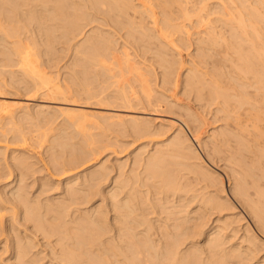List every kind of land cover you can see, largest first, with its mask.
<instances>
[{
    "label": "bare ground",
    "instance_id": "obj_1",
    "mask_svg": "<svg viewBox=\"0 0 264 264\" xmlns=\"http://www.w3.org/2000/svg\"><path fill=\"white\" fill-rule=\"evenodd\" d=\"M93 23L95 24L86 33V38L84 36L85 39L75 42L77 36L82 35L84 27ZM104 24H110L112 25H109L110 27L123 31L124 33L120 37H123L125 34L127 42H125L126 38L123 37L125 38L123 44L117 43V38L111 32L113 28L111 31L105 30L103 28L105 27ZM0 28L4 32L3 35H5L2 36L3 38H0L2 45L0 57L3 55L0 61L4 60L3 62L9 65L11 63L19 64L23 71L22 73H25L27 76V80L23 77L26 82H32L36 90H42L43 95L61 104L58 107L56 105L60 110L59 112L68 113V118L72 117V115L70 116L71 113H77L73 115V124H75V119H78L80 122L81 114L88 113V110L82 109L79 106H90V104L84 105L82 103L83 105H81V103H76V99L74 98L80 94L81 90H84L89 100L97 98L99 103L100 101L106 102L105 107L107 109H112L111 106L115 105V103H121L127 109L135 105V103L161 105L166 98L165 96H157L153 92L154 89L151 87L152 79H150V73L153 70L156 72H153L155 75L160 74L161 82L165 85H179L183 83L184 89L187 92L196 93V96L202 101V106L216 105V114L218 115V112H221L222 116L220 117L226 120L222 128L220 127L221 129L219 128L218 130L217 128V130L211 131V134L208 136V143H212L215 153H218L217 155L221 154V160L224 159L227 162L224 166L231 169V173H226L232 177L230 179L233 180V194L253 217L257 226L261 230H264V0H0ZM31 30L33 33L35 31L36 34H33ZM30 33L33 35H30ZM39 35L47 43L45 50L47 54H50L53 50L51 42L54 39L63 38L68 43L69 41L72 43V51L74 53V64H72L75 68L77 66V69L80 66L79 70L82 72L74 68L75 72L73 74L77 77L76 81L78 82H75L76 77L71 74L63 81L65 84L60 81L58 82L55 74L51 72L54 75L51 76L49 72L43 70V67H41L43 63L40 65L39 50L38 48L36 49V46L40 42ZM7 39H12V41L9 42ZM129 41L135 44L137 47L134 46L137 49L138 47L142 49V55H151V63L148 64V67L146 64L144 65L146 61L137 60L136 55L130 51L129 47L131 44H128ZM71 43L68 45H71ZM117 44H121L120 47ZM127 44L130 46L128 47ZM184 48L189 49L187 55L183 53ZM16 56L17 58L15 59ZM16 60L17 63H15ZM156 64L161 70L160 73L156 71V67L154 68ZM78 73H81V76ZM184 73L185 75L183 76ZM111 78L113 80L115 78V80L110 81ZM131 79L134 81L132 82ZM113 82L116 89L113 88L115 90L106 93L104 96L103 93L105 94V91H107L105 89L110 88V86L106 88L107 86L105 87L104 83L109 85ZM97 87H103V90L100 92ZM162 97L165 99L163 100ZM164 104L171 108V110H173L175 104L181 107V103L178 102L174 105L170 102H165ZM8 105L0 104V112H2L1 110H5L4 112L8 114L7 116L11 114V116H14L15 113L11 112V108H16L9 106V108L11 107L9 111L7 109ZM40 109L39 112L37 110L36 114L41 113ZM186 109L188 110V108ZM25 113L28 114V112ZM77 115H80V118H76ZM187 115V118H179V121L170 120L169 126L162 122L161 125L164 128L166 126L174 128L171 136L168 140L162 141V143L159 141L160 144L158 142L154 149L155 151H150L148 156L144 157V154H142L141 156L144 159H140L141 156L137 157L136 155L138 159L135 157L137 159H135V165L138 162L142 165L141 168L143 170L139 171L142 177L138 175L139 173H134V170L137 168L131 171L133 173L131 177L137 176L136 180L133 181H137V178L141 177L139 180L143 179V183L145 184V182L148 183V180L152 178V180L158 179L164 185L161 188L167 187L168 189L165 188V191L170 192L172 190L171 193H174L173 189L177 191L181 188L179 185L180 178L185 180L188 177L185 176L184 178L183 174L180 173L181 170H178L180 168H177V166H180L182 169L183 167L186 169L187 166V171L193 172V175L196 173L195 175L199 176H196L197 181L202 182V184L205 182V189H208H206L205 196L200 198L199 203L201 206L198 207V213L196 211L197 215L192 212L195 216L192 215L193 217L190 216L191 218L186 215L184 217L182 215L181 219L178 217L181 215L184 206L188 204H178L176 206L178 210L176 208L175 210H169L170 205H167V207L162 203L161 206H164L163 208H167L170 212H167L168 210L166 209L167 214L169 213L168 216L175 213H180V215L168 217V221L171 219L173 222L170 220V223H166V220L161 227L158 226V228H161L159 229V232L161 230L160 238H158L159 241L154 240L158 234L154 238H151L153 233H151L150 229L151 227L152 229L154 228L153 224L155 222L151 224L152 221L150 219L152 218L148 222L147 217L143 213L146 212V209L143 211L141 207L142 202L139 201L138 204V200L142 201L140 198L144 197L145 195L143 194H146V192L139 193V198V194L137 195L139 189L136 190L133 185L131 186L132 189L129 188L130 190L125 188L128 186L129 181L127 184L122 181L124 180L122 179L123 176H120L122 180L120 177V180H117L118 176L114 179L115 183L113 184L117 183L116 186L118 188H114V191L111 190L112 188L109 190L111 191L109 193L111 194L112 210L115 213L112 219L114 225L111 223L116 230L115 238L111 237L113 241L103 238L111 230L109 229L108 220H106L108 213L105 214V211L100 209L102 207L99 205V208H93V212L89 211L91 214L84 211L88 215L82 212L75 216L74 214L77 213L72 211L75 217L73 218L72 216V221L70 219V222L67 221L66 217L68 214L66 211L69 212L68 205H71V202L73 204V201L85 198H88L90 201L89 193L92 192L93 187V191H95V184L96 186L100 184H97L96 181H101L105 177L103 175L108 167H104V169L100 167L102 169L99 170V166L97 165L95 166H97L98 170H94L95 168L93 167L92 173L90 172L91 174L89 173V176H87L88 178L85 176L86 174H83L84 178L86 177V180H83V182H86V185L84 186L81 183L80 186L89 188L88 190L86 189L88 192H85V196L83 192L80 194L79 190L76 189L77 187H74L69 182L68 192L70 190V194L72 193V201H64L62 199L59 202H47L48 204H43L39 202L40 200L28 201L25 198L27 196H24L26 194L24 190L18 187L19 189L16 192L13 191V193L15 192L16 202L18 201L16 206L20 204L21 208H24L22 211V213L24 212L23 219L33 221V227L36 228L37 232L41 231L44 235L48 236L54 233L56 237H59V239L56 238L61 247V255L59 256L62 257L61 259L65 264H141L143 261L145 264H242L243 261L247 260L246 258L249 255L257 250L256 246L259 245V236L248 222L246 226L244 225L246 227L244 230L246 231L244 232L245 235L239 237V239L241 238L239 241H233V238L237 237L240 232V222L244 221V218L241 215L242 213L229 212L234 210L235 205L224 185V177L204 159L201 154L203 152L200 153L197 148L204 141H207L202 136L203 132L199 131L204 123L203 115L201 116L199 112L195 113L191 109L188 110ZM104 116L106 117V115ZM104 116L100 118H104ZM110 118H115L114 120L118 121V125H125L126 121H128L135 130H150L149 124L151 122L148 121L147 123L146 119L137 115L117 114L112 111V113L108 114L107 121ZM216 118L217 120L220 119L217 116ZM70 120L72 121V118ZM78 121L76 124L79 126H76V128L81 127L78 129L79 131H83L85 127L80 126ZM82 122L84 121L81 118V125H83ZM164 132L157 128L154 133L159 134ZM65 135L68 134L65 133ZM68 137L71 138L70 136ZM63 138L58 143L56 140L59 138H55L56 144L60 147L57 149L66 150L65 152L68 153H66L68 155L65 159L66 163L63 160L62 162L59 160L61 164L65 163L64 166L68 165V167L74 168L76 164L79 165V163L82 164L85 161H89L90 157H92L93 148L89 152L91 155L89 157L87 156L88 152L83 154L85 149L83 147L80 149L81 144L77 146L74 144L73 146V143L64 141ZM93 143H95L94 140ZM93 143L91 142L87 145H92ZM56 144L54 143L52 146ZM78 146H80L79 150ZM59 150L58 152L60 153L61 151ZM58 152L55 150L54 153ZM57 156L55 159L58 162L59 158ZM179 157V164L181 165H177V162L174 160H169V158H172L178 161L177 158ZM13 159H16L18 162L17 157ZM22 159L18 164L21 165ZM27 160H23L26 161L25 164L29 163ZM173 163H175L176 167H174ZM171 164L175 168L174 171L178 170L180 176L182 174L180 178L176 173H173L174 171H171L173 169V167L171 168ZM26 166L27 164L24 168H27ZM226 167L225 169H227ZM65 168L62 167V169ZM21 174L23 175V172ZM121 175H123L122 172ZM99 176H101V180ZM128 177L129 174L127 175V180H130ZM77 178L76 180H79ZM192 178L190 180H193ZM198 182L194 181L193 183H195L194 185H199ZM74 183L76 184V182ZM153 183H150V185H153ZM140 184L142 185V182ZM251 184L252 186L254 185L253 188L255 189L253 193L250 191ZM18 186L21 185L19 184ZM124 188L128 192L127 195L125 194L121 198L119 194L125 190ZM119 189L120 192L117 191ZM157 189L159 188L157 187ZM191 189L195 190L196 188L192 187ZM150 190L148 188L147 191L150 192ZM202 190L199 192L201 193ZM20 191H23L24 194L20 193ZM162 192L160 191L161 195ZM196 192L195 194H197ZM90 195L94 196L93 192ZM155 195L152 198H155ZM147 196L149 197V195ZM147 196L145 199L147 198L148 200ZM159 196L157 194V197ZM88 200L85 202H88ZM147 200L145 201L147 202ZM161 200L163 201L164 199L162 198ZM41 201L43 202V200ZM153 201L155 200L153 199ZM148 202H151V200H148ZM168 203L171 204L170 200ZM74 204L73 206H75ZM153 204L151 202L149 205L153 206ZM156 205L155 202V208L157 207ZM17 209L19 208H16L15 212ZM140 209L143 212L139 211ZM163 211L160 212L162 213ZM186 211L184 214L187 213ZM210 211H217V213H220V216L217 219V223L215 225L212 224L214 225L212 229L204 233L205 227L203 225ZM224 211H228L229 213H224ZM160 212H157L156 215ZM160 222L158 223L160 224ZM140 225H146L144 232L138 230ZM205 226L207 225L205 224ZM154 233L156 232L154 231ZM203 233L205 234L204 242L201 245H197L199 244L196 243L197 238L199 239L198 236H201ZM27 237L31 239V241H27V245H24L27 242L20 244L24 241L21 238L22 241L20 242L19 240L20 243L17 241L15 244V258L19 262L17 264H34L36 263V259L37 261L39 260L37 256L35 259L34 254L29 256L34 247L31 248V246L34 244H31L33 243V238L29 235ZM186 242L189 243L185 247H182ZM49 243L52 246L51 242ZM253 255L252 258L249 256L250 258L248 259H253ZM121 256L122 258H120ZM247 262L248 260L245 263L247 264Z\"/></svg>",
    "mask_w": 264,
    "mask_h": 264
},
{
    "label": "rangeland",
    "instance_id": "obj_2",
    "mask_svg": "<svg viewBox=\"0 0 264 264\" xmlns=\"http://www.w3.org/2000/svg\"><path fill=\"white\" fill-rule=\"evenodd\" d=\"M94 24L95 23H93L89 26L86 25V27H84V29H83L82 35L81 34L78 35L75 42L80 41V40L82 41L83 39H85L87 36L86 33H88L89 30H91L90 28ZM96 25H98V24L96 23ZM109 25L104 24L105 27H103V25H101V26L105 30H108V31H111V29L113 28L111 32L117 38V43L120 42L121 44H123V41L125 38H126L125 42H127V37H125V34L123 36L125 38L120 37V35L124 33L123 31H119V29H116L115 27H110L112 25H110V26ZM0 30H1L0 31V38H1L2 36H5V35H3L4 32H2L1 28H0ZM31 32L33 33L32 30H31ZM33 34H36L35 31ZM33 34L30 33V35H33ZM84 36H85V38H84ZM38 38H40V42H39ZM38 38H37V41L39 42V44H38V46H36V49L38 48V50H39L38 52L40 53V54L38 53V55H40L39 59L41 60L40 65H41V63H43L44 66L42 65L41 67H43V70L49 72V74H51V76H54V75H52V73L55 74V76H56L55 78H57L58 82L60 81L61 83H64L63 81L68 77L69 74L74 75L73 73L75 72V69L78 70L79 72H81L79 70L80 66L77 69V66L75 68V66L73 65L74 64L73 63L74 53L72 51V43L70 41H69V43H71V45H68L69 43L66 39H63V38L54 39V41L51 42V44H52L51 48H53V50H52V52H50V54H47V53H45V50L47 48V45H46L47 43H45V41L40 37V35ZM8 41L11 42L12 39L8 40ZM129 43L131 44V46L128 45ZM121 44H117V46L120 47ZM128 44H127L128 47L130 46L129 47L130 51H132L133 54L136 55L137 60H141L143 62L146 61V62H144V65L146 64L148 67V64L151 63V58H150L151 55L148 54V56H144V55H142L143 53L141 51L142 50L141 48L138 47V49H137L136 48L137 46L130 41L128 42ZM0 45H1V42H0ZM10 45H12V44H10ZM1 47H2V45L0 46V48ZM54 50H55V52H54ZM188 50L189 49L184 48L183 53L187 55V53L189 52ZM1 57H0V59H1ZM16 58H17V56L15 57V59ZM187 59H188V56H187ZM3 61L2 60L0 61V104H3V105L9 104L8 108H7L8 110L11 108V107L9 108V106H12L16 109L11 108V112L13 111L15 113L14 116H11L12 115L11 114L10 115L11 117L7 116L8 114L6 112H4L5 110L4 111L1 110L2 112H0V208L2 209V210L0 209V214H1V216H0V264H17V263H19L15 258V253H14L15 252V246H16L15 244L17 243V241L19 242V240H20V242L22 240H24V241H22V243L19 242L20 244H24V242L26 243L28 240L31 241V239L29 237H27V235H29L30 237L33 238V243H31V244H34L31 246V248L34 246L33 247L34 249L32 248L33 251L32 250H31L32 252L30 251L31 253L29 254V256L34 254L35 259H36V256H37V258H39L38 261L36 259V263H34V264H37V263L38 264H65L61 259L62 257L59 256V255H61V253H60L61 247H60L59 243L57 242L59 237H56L54 235V233L52 235L48 236V235H44L41 231L37 232L36 228L33 227V225H34L33 221L23 219V217H24L23 213L24 212L22 213V211L24 210V208H21L22 206H20V204H19V206H16L17 205L16 203L18 201L16 202L17 199L15 196L16 195L15 192L17 189L21 188L24 190V193H26L27 195L24 194L23 191H20V193L24 194V196H27L25 198H27L28 201H30V200L31 201H34V200L39 201L40 200L39 202H41L43 204H46L47 202L48 203L59 202V200H62V199H64V201H67V200L72 201V198H71L72 193L70 194V190L68 192V188H69L68 184H70V183L73 184L74 187H77L76 189L79 190V193L82 194V192H83V195L85 196L86 195L85 192H88L87 190L89 188L88 187L85 188L82 185L80 186V184L82 183V184H84V186L86 185V182H83V180H86V177L89 176L90 172L92 173L93 167L95 168L94 170H98L97 166H99V170L102 169L100 167H103V169H104V167L105 168L108 167L106 170L107 172L105 171V173L106 174L108 173V174L106 175L104 173L103 177L104 176L105 177L102 178V180H101V176H99L101 181H99V180L96 181L97 184L100 183L97 186L95 184L96 182L95 181H94L95 183L93 182L95 184V187H96L95 191L97 188L98 189H97V191H96L97 193H96L95 191H93L94 185L92 186L93 187L92 192H93L94 196H91L92 194L90 195V193H92V192L89 193L88 196H90L89 198H91L90 201L88 200V198L86 199L82 195L86 200L81 199L79 201H73V204L75 203L74 204L75 206H73L72 202L70 203L72 206L68 205L69 212L66 211V213L68 214V215L66 214L67 215V217H66L67 221H69V222H70V220L72 221V216L74 218L75 216L81 214L82 212L83 213L87 212V213L91 214V212H93L95 208H97V207L99 208V206H100V207H102L100 209L105 211V214L108 213L106 215L107 216L106 220H108L107 222L110 225L109 229L111 230V231L107 232L106 233L107 235L103 236V238L113 241V238H115V236H116V230L112 226V224L114 223L112 219L114 218L115 213L112 210V206H111L112 200L110 198L111 194L109 193L111 191H109V190L111 188H112L111 190H113L114 188L117 187L116 186L117 183L113 184V183H115L114 179H116L117 176H118L117 180H120L122 178L120 176H123L122 179H124V180H122V179L121 180L126 182V184L129 181L128 186L125 188L132 189L131 186L133 185L136 188V190L139 189V192L136 191V192H138L137 195L141 192L142 193L146 192V194L149 195V197H148L146 194H143L145 196L140 198V194H139L138 196L140 199H142V201L138 200V204H139V201L142 202L141 203L142 205H144L146 203L144 206L141 205L143 211L146 209V212H143L142 209H140L139 211H142L144 213V215L147 217L148 222L150 220L152 221L151 224H153L155 222L153 224V227L156 230L154 228L152 229V227L150 229L152 231L151 233H153V236L151 234V236H152L151 238H154V236L158 234L157 236H155L154 240L159 241L158 238H160L159 235H161L160 234L161 230L159 232V229H161L160 227L162 226V224L165 223L164 221H166V220L168 221V217H171V216L174 217V215L177 216V214L180 215V213H175L174 215L170 214L171 216H168V214L170 213L169 210H175V208L178 204H182V205L188 204V205L184 206V209H183L181 215L178 216L179 219H181L180 217L182 215H183V217H184V215L189 216V217L192 216L193 214L197 215L196 211L198 210V207L201 206V204L199 203L200 198L205 196L204 194L206 193L207 188L205 189V182H203V184H202V182L197 181L196 176H198V175H195L196 173L193 175V172H191L189 170L187 171L186 165H185L186 169H185V167H183V169H182L180 166H177V168H180L178 170H181L180 173L183 174L184 178H185V176H188V177H186L185 180H182V178H180L182 176V174L180 176V173L178 170L174 171V169H175L174 167H176L175 163H173L175 165L174 167H173V164H171V168L173 167V169H171V171H174L173 173L174 174L176 173L178 175V177L180 178V181H179L180 184L179 185L182 188L181 189L179 187L182 190L181 191L179 189L180 192H179V190L175 191L173 189L174 193H171L172 190L171 191L169 190L170 192H168L167 190L165 191V188H167V187H164V189L161 188L164 185L162 184V182L160 183V181L158 179L152 180L153 179L152 178V179L148 180L149 184L147 182H145V184L147 183V185L145 186V184L143 183V179H141V181L139 180V178L142 177L141 173H140L143 170V168H141L142 165H140L139 162L136 163V165H135V159L138 156L140 157L142 154H144L143 155L144 157L148 156L150 151H152V152L155 151L154 149L156 148V145L158 144L159 141H161V143H162V141L168 140V138L171 136L172 132L174 131V128L172 129V128H169L167 126H166L167 128L166 127L164 128L161 125V123L163 122V123H165V125H168L170 120H178L179 118H187V116H188L187 113H188L189 109L193 110V112L195 111V113L199 112V114L201 116L203 115L202 117L204 118V123H203L202 127H200L199 131L201 133L203 132L202 136L207 141H204V143L202 144L203 147L201 145L200 147H197V148L200 151V153L203 152L201 154L204 157V159H206V161H208V163L211 164L214 167V169H217V171L223 175L224 185L226 187L227 192L230 194L232 200L234 201V205L236 208V209L234 208L233 211H229V212H239L240 214L242 213L241 215L244 218L243 219L244 221L240 222L241 225L239 224L240 225L239 227L241 228L239 230L240 232L238 233L237 237L233 238V241H239L241 239V238L239 239V237H242L243 235H245V233H244V232H246V231H244L246 228L245 226L249 222L252 225V227L254 228V231L257 232V234L259 236L258 237V240H259L258 244L259 245L256 246L257 250L254 251V253L256 252L255 253L256 255L254 253H253L254 255L253 254L249 255L251 258L253 255V259L249 260L248 259V258H250L249 256L246 258L248 260L247 264H259V263L264 264V259H263L264 258V230L263 229L261 230L257 226L253 217L243 207V205L240 203V200L233 194V191H232L233 180L230 179V178H232L230 176V174L228 175V173H226V172L231 173L230 172L231 169L230 168L228 169V167L224 166L225 164H227V162L224 161V159L221 160L222 155L221 154L217 155L218 153L216 154L215 151L213 150L212 143H210V142L208 143V141H209L208 136L211 134V131L213 132L214 129L217 130V128H218V130H219L220 127L222 128V126L224 125L225 120H226L223 117L222 118L224 120L220 117V116H222L221 112H218L219 114L221 113L220 115L216 114V111H215L216 105H211V106L203 105L202 106V101L196 96V93L195 92H192V93L187 92L184 89L183 83H180L179 85H174V84L173 85H165V84H163V82H161L162 80L160 79V76H159L160 74L155 75L154 73H156V72L153 70L151 72L152 74L150 73V76H151L150 79H152L151 87L154 89L153 92L157 96H165V98H166L165 99L164 97H162L163 100L164 99L165 100L162 102L161 105H159V104L148 105L147 103H142V104L135 103V105H132L131 107H129L127 109L125 106H122L121 103H119V104L115 103V105H112V106L110 105L112 107V109H107V107H105L106 102L100 101V103H99L98 102L99 100L97 98H91L89 100L87 97V94L84 92V90H81L83 92L81 93V91H80L79 92L80 94L75 96V98H74V99H76L75 100L76 103L77 102L81 103V105L90 104V106H86V107L85 106H79V107H82V109L88 110V113L87 112L83 113V114L80 113L81 116L79 115L84 121V122H82L84 126L81 125V118L78 115L76 116V118L77 117L80 118L79 119L80 122L78 121V119L77 120L75 119V124H73V120H74L73 115H76L77 113H75V114L71 113L70 114V116L72 115V117H71L72 121H71L70 120L71 118L70 117H69L70 119L68 118V116H69L68 113H67L68 114V116H67L66 112L65 113L63 112L64 114L61 113L62 111L59 112L60 110L57 107L60 106L61 104L56 103L57 102L56 100L51 99V98L43 95L42 90L41 91L36 90V88L32 82H30V83H29V81L26 82L27 76L25 75V73H22L23 71H22L21 67L19 66V64L11 63V65H9ZM15 63H17V60ZM142 65H143V63H142ZM186 65H188V64H186ZM157 66L158 65L156 64L154 66V68L156 67L155 68L156 71H158L160 73L161 70H160L159 66L158 67ZM72 68L73 69L75 68V69L73 70ZM81 73H78V75L81 76L80 75ZM184 75H185V73L183 74V76ZM23 77L26 80L23 79ZM111 79H110V81L115 80V78H114V80L113 79L111 80ZM76 80H77V77L75 79V82H78ZM131 80H132V82L134 81L133 79H131ZM113 83H110L109 85L108 84L106 85V83H104L105 84L104 86L105 87L107 86L106 88H108L110 86V88H108V89L104 88L105 90H107V91H105V94L103 93L104 96L106 95V93L116 89L115 83L114 84ZM70 84H71V82H70ZM70 84H68V85L70 86ZM96 84L98 86V82ZM97 88H99L98 90H100V92L103 90V87H97ZM100 88H102V89H100ZM113 88H115V89H113ZM109 89H111V90H109ZM83 93H85L86 95ZM81 94H83V95L81 96ZM88 100L90 103L88 102ZM171 101H173V102H171ZM6 102H7V104H6ZM71 102H74V101H71ZM165 102L173 103V105L178 102V103H181V107L178 106L177 104H175V107L173 108V110H171V108H169L168 106H166V104H164ZM56 105H57V107H56ZM21 106L24 107V109H22ZM38 106H40V107L38 108ZM17 108H19V109H17ZM28 108H30V109H28ZM186 108H188V110ZM35 109H36V111H35ZM39 109H40L41 113L36 114L37 110L39 112ZM14 110H16V111H14ZM9 111H7V112H9ZM112 111H113V113H117V114L122 113V114H130L132 116H135V115L140 116V117L146 119L147 123H148V121L151 122L149 124L150 130H148V131L147 130L146 131L135 130V128L131 127V125L128 121H126V124L124 123L125 125H123V124L118 125V121L114 120L115 118H110V120L108 119V121H107L106 118H107L109 113H112ZM3 112L5 115L2 114ZM25 112H28V114ZM106 112L107 113L109 112V113L107 114ZM103 114L106 115V117ZM103 116H104V118H100ZM216 116L218 118H220L221 120L220 119L217 120ZM19 117H21V118H19ZM74 118H75V116H74ZM77 121H78V124L80 123V126H82L83 128L85 127V129L83 131H79V129L81 127L80 128L78 127L79 129L76 128V126H79L76 124ZM157 128H159L165 132L159 133V134L154 133L157 130ZM65 133H67L68 135H65ZM57 134H59V135H57ZM61 136H63V137L65 136L64 138H66V139H64ZM68 136H70L71 138H69ZM56 137H58L59 139L56 140L55 139ZM60 137L63 138L64 141L66 140L67 142L69 141V143L70 142L73 143V146H74V144H76L75 146L81 144V147L78 146V150H79V147H80V149L83 147L85 149V151H83V154L85 152L86 153L88 152L87 153L88 155L87 154L86 155L89 157L92 155L93 158L90 157L89 161H87V162L85 161L82 164H80V163H79V165L76 164V167H74V168L68 167V165L64 166V164L66 163L65 162L66 156L68 157V155H67L68 153L65 152L66 150L57 149V148H60L56 144V142L58 143V141H61ZM91 139H93L95 141V143H93V140H91ZM55 140H56V142H55ZM90 140L93 144L87 145V144L91 143V142L89 143ZM205 142H207V143H205ZM54 143L56 144L55 146H57L56 148H55V146H52ZM159 144H160V142H159ZM92 148H93V150H92ZM55 150L57 152H58V150L61 152L60 153L58 152L59 154L54 153ZM90 150H92L94 152V153L92 152L91 155L89 153V152H91ZM139 152L140 153L142 152V153L140 154ZM79 153H80V151H79ZM210 154H212V155L209 156ZM57 155H60V156H57ZM136 155H137V157H136ZM56 156H57V158H59L58 162H59V160L61 162L63 160V162H65V163H63V164H61V162L58 163L57 160L55 159ZM143 156H141L140 159H144V158H142ZM217 156H219V157H217ZM15 157H17L18 162L21 161L22 158H24V159H22V163H24V164L23 165H22V163H21V165L18 164L16 159H13ZM18 157L19 158L21 157L20 160ZM173 158H175V157H173ZM177 159H178V161L175 159L169 158V160H171V161H173V160L176 161L177 165H178L180 162V160H179L180 157ZM23 160H27V162H29V163H26L27 168H24L26 165L25 164L26 161H23ZM16 162H17V164H16ZM101 163H103V164H101ZM99 164H101L102 166ZM95 165H97V166H95ZM137 165H138V167H137ZM179 165H181V164H179ZM182 165L184 166V164H182ZM62 167L63 168L67 167L68 169L67 168L62 169ZM169 167H170V164H169ZM225 167L227 169H225ZM133 169L137 170V171L134 170L135 172L133 171L135 174L137 172V173H139L138 175L141 176V177L137 178V181H133V180H136L137 176L131 177V175H133V173H131V171ZM227 170H229V171H227ZM177 171H178V173H177ZM22 172H23V175L21 174ZM24 172H25V174H24ZM121 172L123 173V175H121ZM186 172L189 174H187ZM83 174H86L85 178H84ZM128 174H129V177L133 178L131 180V178L128 177V179L131 180V184H130V180H127ZM142 175H143V173H142ZM119 177H120V179H119ZM76 178L79 180H76ZM190 178H192L193 180H190ZM177 179H176V182H177ZM249 179H251V178H249ZM72 180H73V182H71ZM138 180H139V182H138ZM185 181H186V183H185ZM191 181L198 182L199 185L197 183H196L197 185H194L195 183H193ZM199 181H200V179H199ZM74 182H76V184ZM133 182L134 183L137 182L136 185H134ZM141 182H142V185L141 184L139 185V183H141ZM157 182H158V184H157ZM44 183H45V185H43ZM150 183L151 184L153 183V185H150ZM19 184L22 187L18 186ZM74 184L77 186H75ZM160 184H162V185H160ZM183 184H185V185L183 186ZM137 185H138V188H137ZM157 185H160V186H157ZM190 185H191V188L194 187V189L195 188L197 190L200 189L199 191H201L202 189L203 190L200 193L196 189L195 190L191 189ZM201 185H203V186H201ZM139 186H142V187H139ZM156 186L159 189H157ZM251 186H252V184H251ZM251 186L249 185V187H251ZM253 186L251 188H253ZM70 187H71V185H70ZM81 188H85V189H81ZM148 188H149V190L150 189L151 190L153 189V190L152 191L150 190V192H148L147 191ZM251 188H250V191L253 193V191L255 189L254 188L251 189ZM162 189L164 190V192H162L163 191ZM125 190L123 192L121 191L123 194L122 193L119 194L120 195L119 197L122 198V196L124 197L125 194L127 195L128 190L127 189H125ZM157 190H159V191H157ZM13 191H15V192L13 193ZM117 191L120 192V189ZM155 191H156V193H155ZM160 191L162 192L163 196L161 195ZM193 191H195V192L197 191L196 192L197 194H195V192H193ZM11 192H12V194H11ZM66 192H68L69 194L68 193L66 194ZM107 192L109 193V195ZM202 193H203V195H202ZM39 194H41V195H39ZM157 194L160 196L157 197ZM37 195H38V197H37ZM67 195H68L69 199H67L68 198ZM153 195H155V198L154 197L152 198ZM146 196L148 197L149 201L151 200L152 204L154 202L153 206L155 205V202H156V204H157L156 208H155V206L153 207L152 205H149L151 202H148L147 198L145 199ZM184 196L187 198H185ZM191 196H194V197H191ZM35 197H37L38 199ZM167 197L171 198V199H169L171 204H169V203L167 204V202L169 201ZM1 198H2V201H1ZM6 198H8V199H6ZM30 198H32V199H30ZM157 198L159 199V202H161V203L158 202ZM162 198L164 199L163 201L161 200ZM56 199H57V201H56ZM153 199L155 201H153ZM41 200H43V202ZM53 200H55V201H53ZM87 200H88V202H85ZM145 200H147V202ZM172 200H174L173 203H172ZM3 201H4V203H2ZM81 201L82 202L84 201V203H82ZM193 201H195V202H193ZM78 202H80V203H78ZM5 203H6V205H5ZM162 203L165 204V206H167V205L171 206V207L169 206V210L166 208L168 211L165 208H163L164 206L163 207L161 206ZM2 204H4V205H2ZM66 204H69V203H66ZM13 205H14V207H13ZM147 205H149V206H147ZM138 206H140V205H138ZM144 207H146V208H144ZM16 208H19V209H17V211L15 212ZM176 210H178V208H176ZM1 211H2V213H1ZM72 211H75L77 214H74L75 215L74 216ZM89 211H91V212H89ZM154 211H155V213H154ZM160 211H163V212L161 213ZM166 211L169 213L167 214ZM185 211L187 213L184 214ZM157 212H160V213H158L159 216L156 215ZM192 212H193V214H192ZM229 212L224 211V213H229ZM87 213H85V214L88 215ZM137 213H138V211H137ZM164 213H166V214H164ZM197 213H198V211H197ZM210 213L212 214V216ZM210 213H208L210 215L207 214L206 222L204 221L205 224L207 225V226H205V224L203 225L205 227V228L203 227L205 229V230H203V231H205L204 233H207L212 229V227L217 223L218 217L220 216L219 215L220 213H217V211H212V212L210 211ZM85 214H83V215H85ZM195 215H193V216H195ZM208 217H209L210 221L208 220ZM150 218H152V219H150ZM158 219H160V220H158ZM213 220H215V221H213ZM110 221H112V222H110ZM167 221H166V223H170L169 221L168 222ZM158 222H160V224ZM171 222H173V220H171ZM212 224H214V225H212ZM155 225H157V226H155ZM142 226L140 225V228L138 227V230L144 232L146 225H142ZM158 226H160V227L158 228ZM141 229H143V230H141ZM112 231H113V233H111ZM154 231L156 233H154ZM29 233H31V234H29ZM204 233L202 234L203 236L202 235L198 236L199 239L197 238L196 243H199V244H197V245H201L204 242V237H205ZM57 234L58 233H56V235ZM108 234H109V236H108ZM110 234H111V236H110ZM57 236H59V234ZM112 236H113V238H111ZM56 238H58V239H56ZM49 239H51V240L49 241ZM54 240H56V241H54ZM261 241H263V242H261ZM49 242H51L52 246L50 245ZM56 242H57V245H56ZM188 243L189 242H186L182 247H185L186 244H188ZM27 244H28V242L24 245H27ZM35 244L36 245L38 244V246H36ZM60 244H61V242H60ZM260 244H261V246H260ZM31 257H33V256H31ZM120 258H122V256ZM59 259H61V260H59ZM247 260L243 261L242 264H246L245 262ZM141 264H145L144 261Z\"/></svg>",
    "mask_w": 264,
    "mask_h": 264
}]
</instances>
